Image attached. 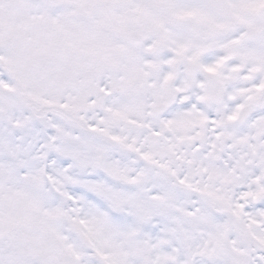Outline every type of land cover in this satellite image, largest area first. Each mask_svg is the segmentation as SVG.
<instances>
[{
  "label": "snow or ice",
  "instance_id": "obj_1",
  "mask_svg": "<svg viewBox=\"0 0 264 264\" xmlns=\"http://www.w3.org/2000/svg\"><path fill=\"white\" fill-rule=\"evenodd\" d=\"M0 264H264V0H0Z\"/></svg>",
  "mask_w": 264,
  "mask_h": 264
}]
</instances>
